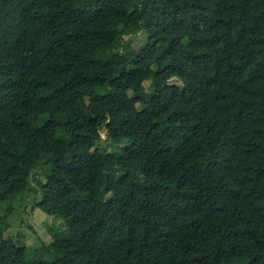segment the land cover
<instances>
[{
	"label": "trees",
	"instance_id": "16d2710c",
	"mask_svg": "<svg viewBox=\"0 0 264 264\" xmlns=\"http://www.w3.org/2000/svg\"><path fill=\"white\" fill-rule=\"evenodd\" d=\"M29 192L66 236L0 264H264V0H0V210Z\"/></svg>",
	"mask_w": 264,
	"mask_h": 264
},
{
	"label": "rangeland",
	"instance_id": "374dc122",
	"mask_svg": "<svg viewBox=\"0 0 264 264\" xmlns=\"http://www.w3.org/2000/svg\"><path fill=\"white\" fill-rule=\"evenodd\" d=\"M142 37L143 35H140L139 39L141 40ZM129 40L135 44L133 38L130 37ZM171 83L181 84L177 79L171 80ZM103 136L105 137V134ZM32 187H36V182H32ZM35 200L36 195L29 192L24 202L23 200L14 202L15 209L9 214L0 210L2 217L7 215L5 217L7 224L4 223L0 231V243L4 239L12 237L23 244L31 258L48 259L51 253L44 248V245H49L56 238H62L63 234L65 235L62 229L64 228V231L66 229L60 219L36 208Z\"/></svg>",
	"mask_w": 264,
	"mask_h": 264
}]
</instances>
